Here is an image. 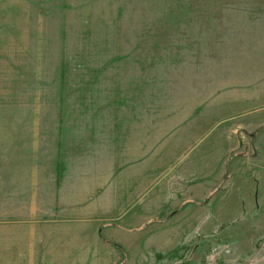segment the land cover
<instances>
[{
    "label": "rangeland",
    "instance_id": "rangeland-1",
    "mask_svg": "<svg viewBox=\"0 0 264 264\" xmlns=\"http://www.w3.org/2000/svg\"><path fill=\"white\" fill-rule=\"evenodd\" d=\"M260 3L0 0V158L16 125L85 126L124 195L99 264H264ZM22 208L0 197V264L30 262Z\"/></svg>",
    "mask_w": 264,
    "mask_h": 264
},
{
    "label": "crops",
    "instance_id": "crops-1",
    "mask_svg": "<svg viewBox=\"0 0 264 264\" xmlns=\"http://www.w3.org/2000/svg\"><path fill=\"white\" fill-rule=\"evenodd\" d=\"M257 21L255 34L264 36V16ZM235 101L242 102V97ZM33 113L30 110L28 122L37 117ZM33 122L14 127L13 150L0 158V197L20 198V219H27L8 240L13 241V259L99 264L101 220L116 214L124 197L115 190L112 163L110 169L102 166L97 140L86 138L84 125ZM241 129L229 127L227 132L238 135Z\"/></svg>",
    "mask_w": 264,
    "mask_h": 264
}]
</instances>
